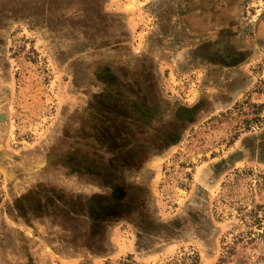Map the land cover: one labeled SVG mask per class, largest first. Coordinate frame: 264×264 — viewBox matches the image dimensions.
<instances>
[{
	"label": "rangeland",
	"instance_id": "rangeland-1",
	"mask_svg": "<svg viewBox=\"0 0 264 264\" xmlns=\"http://www.w3.org/2000/svg\"><path fill=\"white\" fill-rule=\"evenodd\" d=\"M0 264H264V0H0Z\"/></svg>",
	"mask_w": 264,
	"mask_h": 264
}]
</instances>
